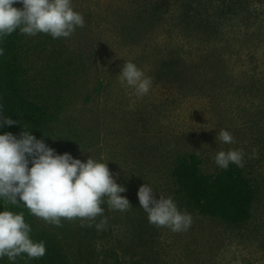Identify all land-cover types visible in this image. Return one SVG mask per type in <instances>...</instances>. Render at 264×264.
I'll return each mask as SVG.
<instances>
[{
    "label": "rangeland",
    "instance_id": "rangeland-1",
    "mask_svg": "<svg viewBox=\"0 0 264 264\" xmlns=\"http://www.w3.org/2000/svg\"><path fill=\"white\" fill-rule=\"evenodd\" d=\"M143 1L0 0L28 22L26 85L71 185L37 223L71 264H264V0L237 35L213 0L195 2L200 28L129 30ZM191 155L203 175L239 169L248 222L189 204L172 174ZM0 264L25 262L0 244Z\"/></svg>",
    "mask_w": 264,
    "mask_h": 264
},
{
    "label": "trees",
    "instance_id": "trees-1",
    "mask_svg": "<svg viewBox=\"0 0 264 264\" xmlns=\"http://www.w3.org/2000/svg\"><path fill=\"white\" fill-rule=\"evenodd\" d=\"M213 1L220 11L217 18L228 28L233 22L242 26L246 17L249 23L259 19L247 0ZM195 2L144 0L128 28L165 20L172 32H185L213 22L200 18L204 15ZM243 30L235 28L234 34ZM27 32L22 12L0 3V244L25 264H71L58 235L37 223L42 210L68 199L71 185L58 171L60 155L50 145L51 115L31 99L26 85L22 52ZM172 175L189 204L201 214L234 225L251 219L253 189L235 165L203 175L197 156L191 155L176 162Z\"/></svg>",
    "mask_w": 264,
    "mask_h": 264
}]
</instances>
